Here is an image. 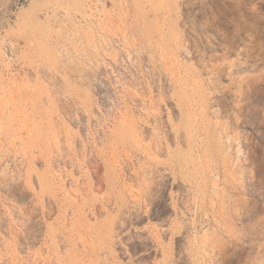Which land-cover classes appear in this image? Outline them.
<instances>
[{"label":"rangeland","instance_id":"1","mask_svg":"<svg viewBox=\"0 0 264 264\" xmlns=\"http://www.w3.org/2000/svg\"><path fill=\"white\" fill-rule=\"evenodd\" d=\"M0 264H264V0H0Z\"/></svg>","mask_w":264,"mask_h":264},{"label":"bare ground","instance_id":"2","mask_svg":"<svg viewBox=\"0 0 264 264\" xmlns=\"http://www.w3.org/2000/svg\"><path fill=\"white\" fill-rule=\"evenodd\" d=\"M229 138H232V135L231 136H229ZM240 149V148H239Z\"/></svg>","mask_w":264,"mask_h":264}]
</instances>
